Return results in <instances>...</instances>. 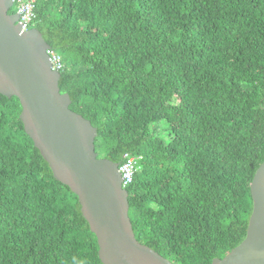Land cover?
Segmentation results:
<instances>
[{"label":"trees","instance_id":"obj_1","mask_svg":"<svg viewBox=\"0 0 264 264\" xmlns=\"http://www.w3.org/2000/svg\"><path fill=\"white\" fill-rule=\"evenodd\" d=\"M35 12L99 158H139L136 239L174 264L239 246L264 162V0H36ZM21 112L0 93V264H103Z\"/></svg>","mask_w":264,"mask_h":264},{"label":"water","instance_id":"obj_2","mask_svg":"<svg viewBox=\"0 0 264 264\" xmlns=\"http://www.w3.org/2000/svg\"><path fill=\"white\" fill-rule=\"evenodd\" d=\"M14 0H0V93L17 97L27 135L54 178L78 197L83 217L96 235L103 264H174L135 236L128 190L120 163L99 158L98 130L70 109L60 71L52 68L50 45L36 28L22 31ZM253 210L245 240L212 264H264V162L252 184Z\"/></svg>","mask_w":264,"mask_h":264},{"label":"built area","instance_id":"obj_3","mask_svg":"<svg viewBox=\"0 0 264 264\" xmlns=\"http://www.w3.org/2000/svg\"><path fill=\"white\" fill-rule=\"evenodd\" d=\"M14 7L16 8V12L19 14L18 23L22 26V31L32 29L36 20V0H14ZM47 52L50 55L53 70L61 71L64 68L61 55L52 49ZM138 163V157L129 153H125L123 155V161L120 163L123 188L126 189V187L133 182L134 176L139 169Z\"/></svg>","mask_w":264,"mask_h":264},{"label":"rangeland","instance_id":"obj_4","mask_svg":"<svg viewBox=\"0 0 264 264\" xmlns=\"http://www.w3.org/2000/svg\"><path fill=\"white\" fill-rule=\"evenodd\" d=\"M12 9L15 11V7H13ZM160 137L167 139V134L165 132H161Z\"/></svg>","mask_w":264,"mask_h":264}]
</instances>
